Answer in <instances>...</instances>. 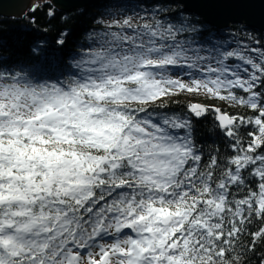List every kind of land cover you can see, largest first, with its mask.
<instances>
[{
	"label": "snow or ice",
	"instance_id": "snow-or-ice-1",
	"mask_svg": "<svg viewBox=\"0 0 264 264\" xmlns=\"http://www.w3.org/2000/svg\"><path fill=\"white\" fill-rule=\"evenodd\" d=\"M165 11L164 8L159 9V12ZM53 14L49 12V15ZM97 23L104 25V30L90 34L93 46L82 49L80 58H73L72 64L65 66L93 75L83 79L77 76L75 82L67 86L58 79L54 82L21 83L22 73L0 68V116L11 115L9 97L14 98L12 107H17L15 101L25 96L33 101L53 100V103L45 105L47 112L38 111L27 118L31 120L59 113L64 105L57 107L55 102H71L72 96L94 95L98 100L111 97V103L118 106H126L125 101H128L136 105L134 112L147 114L143 120L135 115L129 120V114L119 113L130 124L135 121L133 127L151 138V146L145 155H152L155 150L157 156L169 159L161 161L164 168L156 171V164L141 160L139 155L135 158L140 163H135L131 159L133 152L112 153L98 156L97 163L88 164L87 175L69 179L68 192L77 185L89 187L92 191L83 199L73 195L67 201L59 200L75 206L62 213L70 218L61 224V231L56 234L60 244L53 264L57 261L58 264H80L81 260L86 264H197V261L199 264H215L216 261L239 264V255L234 254L242 235L251 237L253 247L256 242L264 240V43L245 34L248 43L234 41L233 47V42L227 40L207 39L211 37L207 25L201 29L187 19L172 23L159 18V13ZM57 43L63 46L65 39L61 38ZM157 69L167 71L158 72ZM97 72L99 76L94 74ZM185 94L210 96L241 111L232 112L222 106L191 101L185 103L184 111H166L173 98ZM102 110L103 107H93L89 112ZM209 114L228 151L214 150L206 158L203 149H197L191 130L193 120L207 119ZM152 116L157 118L152 119ZM127 126H121L120 132L123 133ZM39 139L44 144L49 143L43 136ZM15 143L11 133L5 136L0 130V153L11 150ZM134 143H144V140L137 138ZM33 150H37L35 145ZM63 154L62 151L60 155ZM72 155L77 154L73 152ZM146 164L147 168L142 166ZM169 167L172 171L168 172L166 179L175 177L184 189L181 197L189 195L192 185L205 179L208 187L191 201L190 211L168 207L163 203V197H160L158 206L150 196L149 210L137 215V208L144 203L140 199L144 193L139 196L131 193V199L125 202L126 190L138 186L148 188L151 193L154 185L158 191L171 195L172 184L156 179L158 175L165 176ZM7 171L9 176L17 175L11 169ZM137 172L146 173L143 183L139 182ZM11 183L9 181V185ZM104 185L108 186L107 194L101 195L98 188ZM210 193L219 194L223 201ZM14 198L18 195L0 182V237L5 232L18 231L26 226L18 225L14 219L21 215L20 210L12 209L10 203L6 206L5 202ZM43 198L35 195L31 200L35 204ZM25 200L27 202V198ZM214 200L215 207L220 209L217 216L205 210V206H211ZM46 210L47 204H41L40 211ZM186 211L185 222L192 221V224L200 225L199 228L193 230L186 228L184 222H178L174 230L164 232L160 237L130 233V230L135 232L136 225L152 216L153 212L161 218L169 215L179 218ZM201 216L210 224L200 219ZM253 222H259L260 227L249 232L248 226ZM47 230L51 232L54 228ZM152 230L151 225L144 229L147 232ZM105 234L108 239H103ZM35 255L33 253V259ZM0 256L6 257L7 253L0 251Z\"/></svg>",
	"mask_w": 264,
	"mask_h": 264
},
{
	"label": "clouds",
	"instance_id": "clouds-1",
	"mask_svg": "<svg viewBox=\"0 0 264 264\" xmlns=\"http://www.w3.org/2000/svg\"><path fill=\"white\" fill-rule=\"evenodd\" d=\"M10 57L9 54H3L0 55V60L4 62L5 70L23 74L20 80L21 83L40 81L23 67H20V70H17L18 66L9 67L11 64ZM72 62L73 58H69L66 65H70ZM85 67L93 66L86 65ZM94 67L98 68L99 65ZM175 70L184 71V69ZM156 71L167 70L157 69ZM94 74L96 76L100 75L99 72ZM62 75L64 78H58V80L67 86L69 83L75 82L77 76L83 79L88 75H93V73L77 70L74 67H66ZM13 100L12 97L8 98L11 115L0 116V130H3L5 136H9L11 133L12 139L16 141L11 150L0 153V157H3L0 159V178H2L0 182L10 187L13 193L18 195V198L5 203L6 206L10 203L12 209L20 210L21 215L14 217V219L18 225L26 226L18 231L14 229L11 232H5L3 237H0V251L7 253L6 257L0 256V264H53V260L57 259L56 252L60 244V238L56 237V234L61 231V224L70 218L64 217L62 213L69 207L75 206L69 203H60L59 200L67 201L73 195L83 199L86 194L92 191L89 187L77 185L72 188V191L68 192L67 181L69 179L87 175L86 166L88 164L97 163L98 156L111 155L112 153L127 154V152H133L134 155L131 159L135 163H140V160L135 158L136 155H139L141 160H146L149 164H156V171L164 168V163L160 162H167L169 158L163 155L157 156L155 150H153L152 155H145V152L151 146V138L133 127L135 121L130 124L128 121L123 120L119 113L129 114V120L132 119L133 115L139 116L143 120L147 114L134 112L136 105L129 104L128 101H125L126 106H118L111 103V97L98 100L94 95L88 96L85 94L83 98L72 96L70 97L71 102L68 100L55 102L57 107L61 104L64 105L60 107L59 113H50L40 120H31L27 118L34 116L38 111L47 112L45 105L53 103V100L45 98L33 101L31 97L25 96L21 100L15 101L17 107H12ZM93 107H103V110L89 112V109ZM156 118V116H152V119ZM125 124L128 126L121 133L120 127ZM105 125H111V127H105ZM40 136H43L49 143H42L39 139ZM129 137L130 139H128ZM137 138L143 139L144 143H134ZM5 143H7V140H5ZM33 145L36 146L37 150H33ZM196 147L199 149L198 145ZM53 150L55 151L53 152ZM62 151L64 154L60 155ZM73 152L77 155L73 156ZM142 166L148 167L147 164ZM8 169H11L17 175L15 177L9 176ZM171 171L172 168L169 167L165 172V176L158 175L156 177L158 182L165 180V182L172 184L171 195L162 190L158 191L154 185L151 186V193H149L148 188L138 186L126 190L125 202L131 199V193H135L137 196L141 192L144 193L140 197L144 203L137 208V215L149 210L150 196L158 206L161 203L160 197H163V203L168 207L174 210L182 208L190 211L191 201L197 199L198 195L208 187L207 179H205L199 184H193L189 195L181 197L180 194L183 193L184 189L179 186L175 177L171 180L166 179L168 172ZM103 175L107 176L109 173H103ZM144 175L146 173L137 172L140 183H143ZM9 181H12L11 185H9ZM57 185H61V187L58 188ZM107 187V185L100 186L98 188L99 193L106 195ZM162 188L163 185H161ZM38 189L44 191H34ZM49 192L53 194L48 195ZM58 193L62 195L58 196ZM35 195L44 198L33 204L31 197ZM210 195H215V199L223 201V197L219 194L210 193ZM25 198H27V202ZM98 198L96 197V199ZM53 201L55 203H51ZM41 204H47L45 212L40 211ZM28 209L33 210L28 211ZM205 210L213 216L219 215L220 212V209L215 207V200L211 206L206 205ZM75 214L72 213L71 215ZM187 215L188 212L186 211L179 218L172 215L161 218L153 212L152 216L136 225L135 232L130 230V233L131 235L139 233L146 237H160L164 232L174 230L178 222H184L186 228L191 227L193 230L199 228L200 225L192 224V221L185 222L184 217ZM93 216H95V213H93ZM153 217H156V219L154 220ZM199 218L205 219L203 216ZM205 223L210 224V221L205 219ZM150 225L153 230L151 232L144 231ZM50 227L54 228V231L49 232L47 229ZM128 234L125 233V235ZM108 238L107 234L103 237V239ZM205 243H208V241H205ZM33 253L36 254L35 259H33ZM80 264H86V261L81 260ZM197 264H199V261H197ZM215 264H220V261H216Z\"/></svg>",
	"mask_w": 264,
	"mask_h": 264
},
{
	"label": "trees",
	"instance_id": "trees-1",
	"mask_svg": "<svg viewBox=\"0 0 264 264\" xmlns=\"http://www.w3.org/2000/svg\"><path fill=\"white\" fill-rule=\"evenodd\" d=\"M166 9L159 12V9ZM53 15H49V12ZM149 13H159V18L172 23L190 20L203 29H210L209 40L241 41L248 43V36H254L264 43V32L247 27L245 24H230L220 28L206 23L202 17L184 11L183 6L173 0H98L89 6L64 8L53 0H32L28 9L20 16L6 17L0 15V55L9 54L11 66L27 69L38 80L55 81L63 79L62 73L69 58H80L81 50L92 45L90 34L102 32L104 25L100 20L111 21L128 16L145 17ZM217 31V32H216ZM65 39L63 46L59 39ZM208 46V45H206ZM254 46V45H253ZM0 68L4 62L0 60ZM200 102L208 106H222L227 111H241L234 105H224L213 97L187 94L173 98L166 111H184L186 102ZM191 137L199 148L203 149L207 158L214 150L226 153L228 150L220 139L219 131L215 128L211 114L207 119L193 120ZM259 222L248 226L249 232L256 231ZM239 264H264V240L252 245L251 237L242 235L237 248Z\"/></svg>",
	"mask_w": 264,
	"mask_h": 264
},
{
	"label": "water",
	"instance_id": "water-1",
	"mask_svg": "<svg viewBox=\"0 0 264 264\" xmlns=\"http://www.w3.org/2000/svg\"><path fill=\"white\" fill-rule=\"evenodd\" d=\"M32 0H0V15L20 16ZM98 0H53L64 8L89 6ZM184 11L195 14L213 26L227 28L230 24H245L264 32V0H173Z\"/></svg>",
	"mask_w": 264,
	"mask_h": 264
},
{
	"label": "rangeland",
	"instance_id": "rangeland-1",
	"mask_svg": "<svg viewBox=\"0 0 264 264\" xmlns=\"http://www.w3.org/2000/svg\"><path fill=\"white\" fill-rule=\"evenodd\" d=\"M123 19V18H122ZM216 106V105H215Z\"/></svg>",
	"mask_w": 264,
	"mask_h": 264
}]
</instances>
